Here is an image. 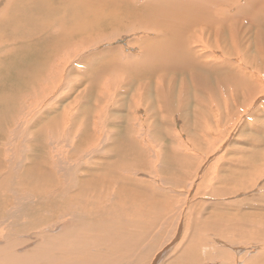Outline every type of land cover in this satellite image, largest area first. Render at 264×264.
I'll return each mask as SVG.
<instances>
[{
    "label": "bare ground",
    "instance_id": "obj_1",
    "mask_svg": "<svg viewBox=\"0 0 264 264\" xmlns=\"http://www.w3.org/2000/svg\"><path fill=\"white\" fill-rule=\"evenodd\" d=\"M141 1L0 0L2 6L0 61L4 63L0 66L2 85L0 94L6 97L0 99V105L14 101L12 99L17 97L22 100L16 107L21 114L15 112L9 118H4L0 114V198L3 189L11 183L13 177L21 182L18 177L37 168L41 170L42 176L51 179V182H46L39 189L42 193L36 196L35 202L38 203L36 207L41 205L48 209V203L61 207L58 197L63 193L82 195L88 192V189L78 181L75 190L67 189L72 185V175L82 171L98 157H102L104 179L101 193L94 197L98 200L124 199L121 195L124 185L136 183V180L132 175L121 174L113 175L111 180L106 179V157L112 154L113 158L119 159L123 149H127L132 155L136 154L135 157L126 154L128 162H125L127 163L125 167L131 172L137 166L136 160L140 154L146 156L149 153V146L139 145V143L149 145L148 139L139 128L145 124L137 120L132 113L144 106L147 110V119H150L148 114L150 104L146 101V95L152 82H155L151 86L154 87L155 101L158 100L160 109H163L158 120L167 129L172 128L174 122L168 113L167 98L180 97L184 92L187 93L189 88L195 90L192 96V103L194 102L195 106L191 108L190 115L193 114L195 128L201 132L208 128L211 118H227L221 114L234 113V101L222 103L224 98L231 100L234 97V82L242 84L248 79L253 80L254 76V94L260 90L257 82L262 76L256 74L264 73V45L260 40L264 36V17L257 21L252 17L236 16L233 11L234 5L237 4L239 14L253 16L256 11L250 5L241 4L239 0ZM257 7L264 8V0ZM113 27L124 29L135 38V41L126 42L127 46L120 55H117L118 59L107 56L109 52L118 50V47L98 49L100 43H111L118 38L117 35L115 38L113 35H105V31ZM136 31L142 35L136 36ZM95 35H99L97 38L101 37L102 40H97ZM249 38L252 39L251 42ZM127 47H137L139 52L137 50L136 55L127 54ZM240 47L245 54L238 62L234 60V56L240 53ZM252 51L255 52L254 55L251 54ZM24 56H31V63L25 60ZM102 56L105 57L103 61L86 70V65L96 63ZM136 56L138 58L132 60ZM248 66H251V69ZM81 67L85 69L78 71L79 81L75 85L72 82L71 86L74 122L69 134L71 132L74 134L72 149L57 158L55 149L58 148V144L55 143L54 135L60 131V117L57 115L47 117L39 128L34 130L31 128L46 117L44 110L42 111L44 106H47L49 112L55 110L58 90L56 83L58 84L63 75L62 69L70 75ZM71 68L73 69L70 71ZM111 72V76H118L117 78L113 76L115 79L122 77L124 82V79L130 76L129 80L123 85L119 82L120 86H115V89L114 85H107L106 89L99 83ZM182 72H189V76L187 75L188 78L183 76L180 81L177 75ZM74 74L76 75V71ZM186 83L189 85L186 86ZM28 87L35 88L36 95L29 97L30 101L25 102L26 97H22V91ZM112 91L116 93L113 94ZM201 93L206 95L205 97L208 96L209 102L202 99ZM120 94L132 113L129 112L122 118L112 116L107 120L110 101ZM218 100L223 107H220ZM187 108H190V103ZM35 111L39 115L33 113ZM186 116L189 115L184 116V130L185 120L188 121ZM219 121L215 122L217 127L220 126ZM108 126L118 128L116 135L108 136ZM149 127L152 128V125ZM158 128H161L160 125ZM49 129H52L51 135L47 134ZM118 139L122 143L120 147L116 143ZM25 144L29 150L24 147ZM37 145L45 154L44 162L37 160L33 153H30L31 149L38 151ZM31 146L33 147L30 149ZM11 153L16 157L14 160L9 157ZM175 157L183 158L177 155ZM30 158L34 160L32 165L26 162ZM162 158H165V154ZM154 170L159 176L161 170L156 167ZM128 172L126 174H129ZM68 174L70 179L64 181L62 178ZM115 183L120 184L118 190L114 187ZM111 191L114 193L117 191L114 198L110 197ZM81 195L70 196L71 203L72 200L80 203ZM14 200L19 204V198ZM11 206L15 204L9 205L3 216H11L9 210ZM70 212L75 215L78 210ZM2 225L1 217L0 226ZM72 234H77L80 238L65 244V247H55L50 251L47 245L36 246L30 248L31 251L20 254H17L15 249L20 248L23 242L14 239L8 242L7 252L2 250L6 248L0 249V260H6L8 264H92L98 261L97 256L85 253L86 248L82 249L84 255L79 261H76L77 256L72 258V248H79L82 241L88 240L82 238L81 232L72 229L56 236V242H65ZM63 249L66 252L65 257L61 255ZM56 250L61 252L56 253ZM75 251L77 254L78 250Z\"/></svg>",
    "mask_w": 264,
    "mask_h": 264
},
{
    "label": "rangeland",
    "instance_id": "obj_2",
    "mask_svg": "<svg viewBox=\"0 0 264 264\" xmlns=\"http://www.w3.org/2000/svg\"><path fill=\"white\" fill-rule=\"evenodd\" d=\"M239 1L241 4L250 5L256 13L253 16L239 14L235 4L234 15L252 17L257 21L264 17V8L257 7L263 0ZM1 8L0 4V11ZM106 34L113 35L114 38L117 35L118 38L111 43H100L98 49L118 47V50L107 55L116 59L127 46L128 40L135 41L133 34L117 27L107 29ZM137 35L142 33L138 34L136 31ZM98 36L95 35V38L101 41V37L97 38ZM260 40L264 45V36ZM251 41L249 38V42ZM137 50L139 52L137 47H127L126 53L136 55ZM214 51L219 53L217 50ZM244 54L240 47V53L234 56V60L238 61ZM251 54L254 55L255 52L252 51ZM23 58L31 63V56ZM103 58L105 57L102 56L96 63L86 65V70L103 61ZM137 58L138 56L132 60ZM3 65L4 63L0 61V66ZM82 68L85 69V67L75 69L76 75L75 71L68 75L62 69L63 75L58 84L56 83L58 90L55 110L49 112L47 106H44L42 111L44 110L46 117L31 128V130L39 128L47 117L54 115L60 117V131L54 135L55 143L58 144V148L55 149L57 158L72 149L74 134L72 132L69 134L74 122L71 86L72 82L75 85L79 81V72ZM248 68L251 69V66ZM182 73L177 75L180 81L183 76L188 78L189 74ZM111 75L112 72L99 84L106 89L107 85H114L115 89V86L123 85L130 77L127 76L122 82V77L115 79L118 76L113 75L115 77L113 78ZM256 75L262 76L257 82L260 89L257 94H254V76L253 80L248 79L242 84L234 82V97L231 100L224 98L222 101V103L234 101V113L221 114L227 118H211L208 128L203 132L195 128V118L193 114L190 115L191 108L195 106V103H192L195 90L189 87L188 92H184L180 97L169 96L166 100L169 116L174 119L170 129L164 127L158 120L163 109H160L159 101H155L154 87H151L155 82L150 84L146 95V101L150 104L148 108L150 119H147V110L144 106L132 113L128 110L127 103L122 100L121 94L112 98L107 120L112 116L122 118L129 112L134 114L137 120L144 122V127L139 126L140 132L149 141V145L147 143L139 145L149 146L150 151L146 156L140 154L136 160L137 166L131 172L125 167L127 165L125 162H128L126 154L132 157L137 156L136 154L132 155L127 149L122 150L119 159L109 154L106 157L105 178L111 180L113 175L117 174L132 175L136 183L124 185L121 192L124 199H96L94 195L101 193L104 179L103 159L98 157L82 171L72 175V185L67 187L68 190H75L78 181L88 189V192L82 195L63 193L58 197L61 207L48 203V210L41 205L36 207L38 203L35 199L42 193L39 189L46 182H51V179L44 178L41 170L37 168L23 176L20 175L23 178L18 177L21 182L13 177L11 183L3 189L0 198L2 207L0 218H3V225L0 226V249L6 248L2 250L7 252L8 242L18 239L23 243L20 248L15 249L17 254L31 251L30 248L36 246L46 245L53 251L55 247H65V244L80 238L79 235L72 234L65 242H56V236L74 229L81 232L82 238L88 240L82 241L79 248H72V258L77 256L76 261H79L84 255L82 249L86 248L85 253L98 257V261L92 264H264V73ZM179 85L180 82L177 85L178 89ZM82 88L84 87H80ZM34 89L33 87L23 89L22 97H26L25 102L30 101L29 97H35ZM113 91V94L117 92ZM201 95L202 99L209 102L208 96L205 97L203 93ZM1 98L6 97L0 94ZM12 100L14 101L0 105V114L4 118H9L15 112L21 114L16 107L22 100L18 97ZM218 101L220 107H223L220 100ZM188 103L190 108H187ZM75 111L76 109L73 112ZM33 113L39 115L37 111ZM185 115H189L185 117L188 119L185 120L186 130L183 127ZM216 115L219 116V113ZM217 121L220 123L218 127L215 124ZM149 125H152V128ZM117 132V127H107L109 137L116 135ZM47 134L51 135L52 129H49ZM194 142L200 144L195 145ZM116 143L118 147L122 145L119 139ZM24 147L29 150L26 144ZM36 147L38 151L31 149L30 153H33L37 160L44 162L45 154L41 147L38 145ZM175 155L183 158L178 159ZM9 157L13 160L16 158L13 153ZM33 161L31 158L26 160L28 165H32ZM155 167L161 170L159 176L154 170ZM62 179L69 180L70 175ZM114 187L118 190L120 184L115 183ZM116 193L117 191L115 193L111 191L110 197L114 198ZM79 195L80 203L73 200L71 203L69 197ZM12 197L19 198V204L15 203ZM11 204H15L9 208L11 216H3L4 210ZM76 209L78 212L73 215L70 211ZM87 211L89 214H86ZM75 250H78L77 254ZM59 252L61 250H56V253ZM61 255L65 257L64 249ZM0 264L8 263L6 260H0Z\"/></svg>",
    "mask_w": 264,
    "mask_h": 264
}]
</instances>
